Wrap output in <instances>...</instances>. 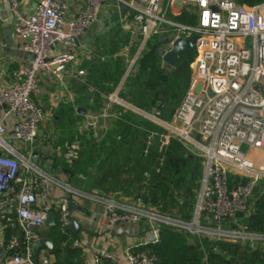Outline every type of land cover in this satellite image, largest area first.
Listing matches in <instances>:
<instances>
[{"label":"built area","instance_id":"1","mask_svg":"<svg viewBox=\"0 0 264 264\" xmlns=\"http://www.w3.org/2000/svg\"><path fill=\"white\" fill-rule=\"evenodd\" d=\"M104 1L87 0L85 9L73 17L69 0H0V14L12 15V36L27 58L11 73L10 83L0 85V109L6 108V116L16 122L11 139L0 122V250L6 253L0 264H52L50 250L45 246L37 250L36 244L51 214L56 216V227L68 231L69 205L77 199L102 204L112 223H144V242L138 247L159 244L165 227L178 229L198 245L204 240L264 244V234L248 225L260 201L256 193L264 189V4L114 0L118 9L126 8L124 19L141 40L125 79L137 70L148 42L162 37L167 53L177 39L197 37L190 84L171 121H163L160 110L134 111L164 129L165 145L174 140L201 161L189 222L160 216L141 201L120 203L76 191L34 163L45 118L42 105L34 101L40 77L51 83L64 81L69 67L82 57L77 45L97 21ZM24 2L34 3L30 14ZM184 14L194 24L178 21ZM120 88L108 99V109L127 105L118 98ZM81 125L80 131L91 129L93 121ZM65 151V162L73 164L79 142L67 145ZM55 187H62L67 195L54 199ZM71 246L81 249L82 243L72 240ZM204 254V264H209L208 253ZM124 258L128 264H156L148 253L131 248L124 251ZM114 261V255L99 249L86 264Z\"/></svg>","mask_w":264,"mask_h":264},{"label":"trees","instance_id":"2","mask_svg":"<svg viewBox=\"0 0 264 264\" xmlns=\"http://www.w3.org/2000/svg\"><path fill=\"white\" fill-rule=\"evenodd\" d=\"M233 1L249 7L264 4V0ZM178 21L186 24L195 22L186 14L179 17ZM121 40H118L119 43L112 47V55L117 53L119 45L127 44L126 38H121ZM150 45L164 46V44H160L159 38L147 43L137 62L135 74L129 77L130 83L127 81L124 83L119 97L129 105L146 113L160 110V118L163 121H171L179 106L180 97L168 98V94L170 90H175L179 94L187 91L191 77L190 65L193 62L194 54L190 53L180 57L178 67L173 69L172 73H166L163 64L164 54H159L156 47H149ZM105 65L96 62L90 68V73L86 78V88L95 86L101 78L103 79L106 74L104 73ZM98 67L104 69V72H96L93 69ZM120 74L117 73L116 77L108 75V80L115 82ZM127 83L129 88L126 87ZM118 85L116 86L118 87ZM163 87L167 94L165 101L161 102L159 96ZM114 109L116 118L110 124L114 129L105 133L104 141V137L98 139L93 132L84 133L78 139V156H80L78 163L81 161L82 152L87 155L86 161L93 162L101 151L103 154L98 156L96 168L99 169L100 165L105 164L106 171L95 182L94 187L101 189L102 192L104 190L115 192L134 186L148 192V198L145 197L146 195L139 196V200L142 202L150 200V203L158 204L161 200H166L167 196L161 192V188H170L169 185L173 181L175 171L186 160L185 153L187 151L174 140L165 145V131L160 126L126 111L122 107ZM103 142H107V145L100 147ZM188 155L192 160V155L189 153ZM190 172L195 176L197 174L195 169H191ZM200 176L201 169L197 176L198 179ZM106 186L108 187L106 188ZM167 188L163 190L168 192ZM184 207L187 208V205ZM187 214L188 218L184 220L185 222H189L191 219L190 212ZM248 225L252 231L264 232V198L256 206L255 214L248 221ZM49 230L54 239V248L50 251L52 264H84L81 250L71 246V241L74 240L71 231L62 233L58 227ZM204 251L208 253L209 264H264V250L252 249L250 245L241 243L212 244L205 240L202 245H198L183 233L174 231L170 227H165L162 230L159 244L147 245L137 250V252L148 253L156 260V264H204ZM104 264H109V262Z\"/></svg>","mask_w":264,"mask_h":264},{"label":"crops","instance_id":"3","mask_svg":"<svg viewBox=\"0 0 264 264\" xmlns=\"http://www.w3.org/2000/svg\"><path fill=\"white\" fill-rule=\"evenodd\" d=\"M24 4H27L25 12L30 14L34 3L24 2ZM69 5L70 15L75 17L85 9L87 0H69ZM8 14H0V85H8L11 73L23 66L27 60L26 56L19 50L18 44L12 36V24L10 25L8 22ZM125 16L126 12L122 13V7L118 9V5L114 0H105L97 21L89 28L87 34L77 45L76 51L82 55L81 59L69 67L64 81L51 83L44 76L40 77V92L34 96V101L44 108L45 118L40 127L39 143L37 144L33 161L53 177L64 184L70 185L76 191L94 194L98 197L108 198L120 203H132L123 197L118 198L117 196L119 195L115 192L105 194L101 189L94 186L88 192V190L78 186V183H76L78 180L85 181L87 179L84 175V179L82 175H78V158L80 156H77V159L71 165L65 162L66 146L78 144V141L61 145L59 141L56 142L55 137L51 138L53 136L50 137L48 135L45 127V124L50 122V112L54 108L59 107L68 95L70 97V92L76 93L78 90H81L82 93V90H86V78L90 73V68L96 62L104 63L108 67V64L118 57L117 55L120 50L128 49L130 41L135 36H138L136 32H133L134 28L131 29L133 25L129 20L124 19ZM121 38H126L128 40L127 44L119 45L117 53L112 55V47L119 43L118 40L122 41ZM138 49L136 50L138 51ZM93 69L96 72H104L105 69L104 73H108V69L106 68L102 69L98 67L97 69ZM79 71H84L85 75L79 76ZM79 82L82 85L76 86ZM123 84V82H120L118 88H121L119 90L122 89ZM81 93H79L80 96H82ZM92 105L93 107L102 106L103 102L94 99L91 101ZM1 121L6 128L7 138L11 139L16 128V122L13 117L6 116L4 108L0 109ZM94 170L96 171V168ZM52 195L54 199H59L66 196L67 192L62 187H55ZM73 203L78 210L74 211L72 217L77 221L80 228L75 232L71 231V236L73 235L74 240H79L82 243L80 250L84 264L91 260L94 252L99 249L107 250L114 255L115 261L109 264H128L124 258V251L131 248L137 252L138 249L142 248L138 246L144 242L146 227L144 223H120L117 226L116 223H112L108 218L105 207L102 204L84 199L73 200ZM79 209H82V212ZM43 230L44 233H49L51 239L54 241L49 228L45 226ZM251 248L264 250V244H257L251 246Z\"/></svg>","mask_w":264,"mask_h":264},{"label":"rangeland","instance_id":"4","mask_svg":"<svg viewBox=\"0 0 264 264\" xmlns=\"http://www.w3.org/2000/svg\"><path fill=\"white\" fill-rule=\"evenodd\" d=\"M124 39V38H122ZM140 37L135 36L133 40L130 41V47L128 49H121L118 53V57L116 59H113L109 64L108 67H105L108 69V73L105 74L103 79L101 78L100 81L93 87H88L86 90H78V92L73 93L70 92V97L67 96L66 99H64L59 105V107L54 108L50 112V122H47L45 124L46 131L48 132V135L51 138H56V142L59 141L61 145L65 143H72L74 141H78L79 138H81L84 133L93 132L95 137L98 139L105 140L106 132L113 130L114 128L110 126L113 119L116 118V112H114V108L116 107H122L126 111H130L131 113L140 116L139 114H136L135 107L128 106H114L111 109L107 108V102L108 99L114 95V92L117 90V84H120V82H124L125 75L127 70L129 69V66L131 65V61L133 57L135 56V52L137 51L138 47H140ZM149 47H156L153 45H150ZM167 47H156V51L159 54H165ZM137 66V64H136ZM166 69V73H172L173 69L164 65ZM191 71V67H190ZM117 73H121L118 75L115 82L112 80H108V75H114L116 77ZM135 74L132 73L129 77H132ZM192 74V72H191ZM190 74V76H191ZM129 77L125 79V82H129ZM191 80V77H190ZM131 81V80H130ZM124 82V83H125ZM128 83L126 87L128 86ZM190 84V82H189ZM82 85L81 82L77 83L76 86ZM124 85V84H123ZM129 88V86L127 87ZM74 91V90H73ZM78 93V94H77ZM81 93L82 96L79 95ZM183 92L181 94L177 93L175 90H170L168 94V98H173L176 96L180 97L179 105L183 99V96L185 95ZM166 90L164 93V99L166 98ZM119 96V94H118ZM72 97V98H71ZM121 101H123L120 97H118ZM101 101L103 102L102 106H91L92 100ZM165 101V100H164ZM163 101V102H164ZM125 102V101H123ZM78 108H83L86 112L84 116L79 115L77 113ZM44 109V108H43ZM114 109V110H113ZM142 117V116H140ZM145 119L144 117H142ZM87 119H92L93 126L91 129H87L82 127L80 131V127L82 126L81 123ZM82 123V124H83ZM85 131V132H84ZM105 135V136H104ZM102 145V146H101ZM100 145V147H104L107 145V142H103ZM103 151V150H102ZM242 151H245V147L242 149ZM103 154V152L100 151L97 155L100 157V155ZM185 161L181 164L179 169L175 171V175L173 178V181L169 185L170 188H167L168 192L163 190L164 188H161V192L165 193L167 196V199L164 201H160L158 204L156 203H150L151 201H145L143 202L144 205L148 207V210L156 212L158 215L170 218L172 220H179L184 221L187 219L188 214L187 212H190L192 214L194 209V195L196 196L197 190H198V174L201 169V161L200 159H197L196 156L192 155V160H190V157L188 155V152L185 153ZM97 156L96 159H94L93 162L86 161L87 155L86 153L82 152L81 161L78 165V175H84L87 179L85 181L78 180L76 183H78V186L91 191L90 189L93 188L95 182L99 180V178L103 175L105 168V164L100 165V168H96L97 160H99V157ZM96 168V171L94 170ZM195 169L196 176L192 175L190 170ZM83 176V179H84ZM108 186H106L107 188ZM105 194L109 193L107 191H103ZM111 192V191H110ZM119 196L118 198H125L128 199L130 202L134 203L139 200V196L146 195L145 197L148 198L149 194L144 189H139L136 187H128L126 189L115 191ZM167 193V194H166ZM263 200L264 198V189H258L255 199ZM142 202V201H141ZM260 202V201H259ZM187 205V208L184 207ZM256 208V206H255ZM185 222V221H184ZM188 222V221H187ZM186 222V223H187ZM171 228V227H170ZM174 231L179 232L178 229L172 228ZM181 233V232H180ZM259 233V232H258ZM264 234V232L260 233ZM190 239V238H189ZM193 242V241H192ZM248 245V244H246ZM6 257V253L0 250V262L1 260Z\"/></svg>","mask_w":264,"mask_h":264},{"label":"water","instance_id":"5","mask_svg":"<svg viewBox=\"0 0 264 264\" xmlns=\"http://www.w3.org/2000/svg\"><path fill=\"white\" fill-rule=\"evenodd\" d=\"M126 12V8L122 7V13ZM8 22L11 25L12 24V15L9 13L8 14ZM81 41V38H79V42ZM159 42L161 45L165 44V40L161 37L159 39ZM196 42H197V37H192L190 39H177L173 46L172 49L165 53L163 56V64L172 68V69H176L179 65V60L180 57L188 55L190 53H192L195 50L196 47ZM165 88L163 87L161 89V93L159 96V100L161 102H163L164 99V93H165ZM257 91H260V89L258 87H256ZM4 110L7 112L6 108H4ZM77 113L79 115L84 116L86 114L85 110L83 108H78ZM75 210H78V208H76V206L73 204L69 205V213L70 215H72L74 213ZM82 212V209H79ZM71 224L69 225L68 229L69 231H76L77 229L80 228L79 224L77 223V221L71 217L70 218ZM117 226L120 225V223H116ZM46 226L51 229L56 227V216L55 214H51L49 215V217L47 218L46 221ZM42 246L47 247L50 251L53 250L54 248V241L51 239V236L49 233H44L42 235V239L39 243L36 244V249L39 250ZM16 253L18 252V250L15 251Z\"/></svg>","mask_w":264,"mask_h":264}]
</instances>
